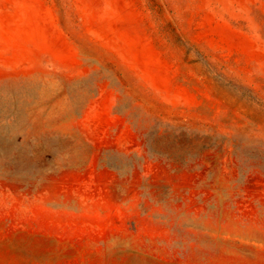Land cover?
<instances>
[{
  "label": "rangeland",
  "instance_id": "rangeland-1",
  "mask_svg": "<svg viewBox=\"0 0 264 264\" xmlns=\"http://www.w3.org/2000/svg\"><path fill=\"white\" fill-rule=\"evenodd\" d=\"M0 264H264V0H0Z\"/></svg>",
  "mask_w": 264,
  "mask_h": 264
}]
</instances>
